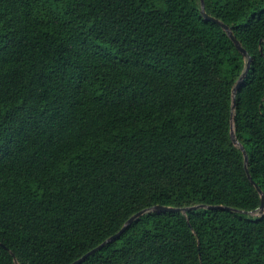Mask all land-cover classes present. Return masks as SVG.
Returning a JSON list of instances; mask_svg holds the SVG:
<instances>
[{"label": "trees", "instance_id": "16d2710c", "mask_svg": "<svg viewBox=\"0 0 264 264\" xmlns=\"http://www.w3.org/2000/svg\"><path fill=\"white\" fill-rule=\"evenodd\" d=\"M204 2L247 56L202 0H0V264L146 209L80 264H264V0Z\"/></svg>", "mask_w": 264, "mask_h": 264}, {"label": "water", "instance_id": "95a60500", "mask_svg": "<svg viewBox=\"0 0 264 264\" xmlns=\"http://www.w3.org/2000/svg\"><path fill=\"white\" fill-rule=\"evenodd\" d=\"M202 13L203 15L206 17V19L208 20H211V21H214L218 24H220L226 31L227 33L229 34V36L232 38V40L235 42L237 48L244 54V56H247V52L246 50L242 47L240 41H238L236 39V37L233 35V32L231 31L230 27L226 24H224L223 22H221L220 20L214 18V17H211L209 16L207 13H206V10H205V2L204 0H202ZM250 68V61L248 62L247 64V67H246V72L244 73V75L242 76L239 84L237 85L234 93L236 94V91L237 89L240 87L241 85V82L243 81L245 75L247 74V71L249 70ZM235 109V102H234V107H233V110ZM232 139H233V142L240 146L241 149L243 150L244 152V155H245V161H246V171H247V174H248V177L250 178V180L253 182V184L255 185V187L257 188V190L259 191L260 195H261V198H262V203H261V206H260V211H259V214H263L264 213V193L263 191L261 190V188L256 184V182L254 180H252V177L250 175V172L248 170V166H247V162H248V154L245 150V148L240 144V142L237 140L236 138V135H235V130H234V124L232 125ZM203 207H206L205 205H199V206H194V207H190V208H184V209H178V208H172V207H164V206H155L152 210L153 211H156V212H171V211H188V210H194V209H198V208H203ZM210 208H222V207H210ZM151 211V209H146V210H143L139 213H137L136 215H134L132 218H130L128 220V222L125 224V226L123 227V229L117 234V235H114L112 236L111 238H109L107 241H105L104 243H102L100 246H98L96 249L92 250L91 252H89L88 254H86L85 256H83L81 259H79L78 261L74 262L73 264H80L82 263V261H84L88 256H90L92 253L98 251L99 249L103 248L106 244H108L109 242H112L114 240H116L117 237H119L122 233H124L127 228L137 219L139 218L140 216L144 215L145 213ZM17 262V261H16Z\"/></svg>", "mask_w": 264, "mask_h": 264}]
</instances>
